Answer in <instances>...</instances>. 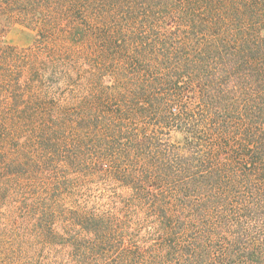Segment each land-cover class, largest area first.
<instances>
[{
    "label": "trees",
    "instance_id": "16d2710c",
    "mask_svg": "<svg viewBox=\"0 0 264 264\" xmlns=\"http://www.w3.org/2000/svg\"><path fill=\"white\" fill-rule=\"evenodd\" d=\"M15 28L0 264H264V0H0Z\"/></svg>",
    "mask_w": 264,
    "mask_h": 264
},
{
    "label": "rangeland",
    "instance_id": "374dc122",
    "mask_svg": "<svg viewBox=\"0 0 264 264\" xmlns=\"http://www.w3.org/2000/svg\"><path fill=\"white\" fill-rule=\"evenodd\" d=\"M1 41L8 46L14 47L17 50H27L30 49L33 46V40H34V33L22 29V28H15L14 30H11L10 32L6 34H0ZM75 75L68 78V80L65 81V83L62 84H57L58 86V91L56 95H61V98L67 99L71 96L73 93V90L76 88V82L74 81ZM24 78L20 77V81L22 82ZM23 94V92H22ZM25 95V92L24 94ZM21 108V107H20ZM71 108V106H69ZM161 130H158L160 132ZM166 133L167 131H163ZM172 135V133H171ZM159 138H161V135H158ZM174 141V139L172 140ZM98 186L97 187H90L93 188L89 190L86 193L85 196V202L92 206L94 205L97 208H102L105 209L107 206L110 204H114L115 206H118L119 202H123V197L121 195H124L127 197L129 195V191L127 190H121L118 192V190L115 189L112 183H108L103 179H100L97 181ZM125 212L124 214V220L122 222V226H127L128 228L134 229L130 224L126 223L125 218H126V210H123ZM139 228L135 227V236H137L139 239L142 236V232L138 230ZM140 233V235H139ZM129 237V236H128ZM125 245H128V247H131V242L125 240Z\"/></svg>",
    "mask_w": 264,
    "mask_h": 264
}]
</instances>
